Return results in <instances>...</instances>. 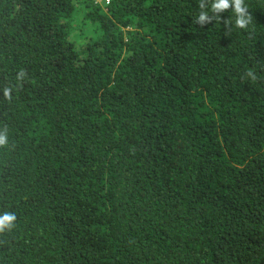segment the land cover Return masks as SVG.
<instances>
[{
  "label": "trees",
  "instance_id": "1",
  "mask_svg": "<svg viewBox=\"0 0 264 264\" xmlns=\"http://www.w3.org/2000/svg\"><path fill=\"white\" fill-rule=\"evenodd\" d=\"M102 3L0 0V264H264V0Z\"/></svg>",
  "mask_w": 264,
  "mask_h": 264
},
{
  "label": "clouds",
  "instance_id": "2",
  "mask_svg": "<svg viewBox=\"0 0 264 264\" xmlns=\"http://www.w3.org/2000/svg\"><path fill=\"white\" fill-rule=\"evenodd\" d=\"M230 8L236 16L235 25L240 28H244L250 22V17L246 15L247 9L244 6L243 0H211L210 8H207L203 3H201V10L195 18V23L198 22L200 24H204L206 22H210V13L212 15L220 16V13ZM249 75L251 76L252 73H249ZM5 139V137L0 136V144L4 143ZM15 219V215L9 212H5L0 215V230L11 227Z\"/></svg>",
  "mask_w": 264,
  "mask_h": 264
},
{
  "label": "built area",
  "instance_id": "3",
  "mask_svg": "<svg viewBox=\"0 0 264 264\" xmlns=\"http://www.w3.org/2000/svg\"><path fill=\"white\" fill-rule=\"evenodd\" d=\"M98 1V0H97ZM105 4L109 3V0H102Z\"/></svg>",
  "mask_w": 264,
  "mask_h": 264
},
{
  "label": "rangeland",
  "instance_id": "4",
  "mask_svg": "<svg viewBox=\"0 0 264 264\" xmlns=\"http://www.w3.org/2000/svg\"><path fill=\"white\" fill-rule=\"evenodd\" d=\"M98 2H101V3H102L103 1H102V0H98ZM103 3H104V2H103ZM103 3H102V4H103Z\"/></svg>",
  "mask_w": 264,
  "mask_h": 264
}]
</instances>
